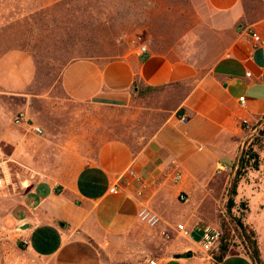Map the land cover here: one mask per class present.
Instances as JSON below:
<instances>
[{"label":"crops","instance_id":"0c3cea01","mask_svg":"<svg viewBox=\"0 0 264 264\" xmlns=\"http://www.w3.org/2000/svg\"><path fill=\"white\" fill-rule=\"evenodd\" d=\"M254 2L264 6V0ZM207 4L216 16L212 30L220 37L216 46L203 47L206 54L202 50L201 56L172 59L150 53L142 60L137 50L107 62L80 59L66 66L60 87L78 103L128 108L142 87H177L184 94L138 150L122 140L103 143L62 179L51 170L22 165L33 180L25 186L32 189L16 204L17 236L23 243L19 256L24 259L18 264H254L239 252L217 262L203 247V238L216 226L215 212L241 150L243 122L264 117V43L253 38L256 33L264 41V14L250 16L246 0ZM35 77L36 64L28 52L12 50L0 58V88L22 93ZM130 170L139 179L128 175ZM262 189L256 205L249 199L247 222L258 232L264 258ZM241 191L239 186V195ZM32 192L30 201L26 197ZM181 194L187 202L180 200ZM144 207L161 217L158 227L140 222ZM25 223L29 228L21 230ZM179 224L189 236L177 230Z\"/></svg>","mask_w":264,"mask_h":264},{"label":"rangeland","instance_id":"374dc122","mask_svg":"<svg viewBox=\"0 0 264 264\" xmlns=\"http://www.w3.org/2000/svg\"><path fill=\"white\" fill-rule=\"evenodd\" d=\"M246 1L250 16L264 14V6ZM215 17L207 0H0V58L12 50H23L36 64L35 81L28 90L11 93L0 88V149L8 160L5 187L0 190V264L24 261L19 256L23 243L17 236L16 204L33 180L25 167L51 170L54 178L62 179L93 157L103 143L122 140L138 150L155 135L184 94L177 87H142L128 108L78 103L68 99L60 87L66 66L80 59L107 62L136 52L142 45L150 53L172 59L201 56L203 47L219 44L220 36L212 30ZM20 112L28 113L43 133L16 125ZM243 128L230 181L244 155H258L260 167L249 170L241 181L232 214L227 208L228 185L215 212V229L222 232L212 250L215 257L220 256L222 245L228 254L250 256L238 219L256 231L240 205L252 198L256 205L262 198L264 117ZM35 194L26 199L31 201ZM262 225L264 235V221ZM154 249L158 251L155 245Z\"/></svg>","mask_w":264,"mask_h":264},{"label":"built area","instance_id":"2783aa9c","mask_svg":"<svg viewBox=\"0 0 264 264\" xmlns=\"http://www.w3.org/2000/svg\"><path fill=\"white\" fill-rule=\"evenodd\" d=\"M253 38H254V41L256 42V44H258V45H262L264 43L262 38L256 33L253 34ZM138 55L142 58V60L148 59V57L150 55V50H149L148 46H146V45L140 46L138 48ZM240 104H241V107H243V108L246 107L245 97L240 98ZM180 119H181V121L186 122L187 116L183 115V116H181ZM14 121H15V124L18 126L30 127L36 134H42L43 133L42 128L40 126H37L36 124H34L33 120L31 119V117L26 112L18 113V115L16 116ZM245 125L248 126L249 122L244 121L243 126H245ZM7 164H8V160L6 158V155L3 152V150L0 149V190L5 187L6 165ZM128 175H130L134 178H138L137 174L132 170L128 171ZM181 178H182L181 174L177 173L175 175L176 181H180ZM115 191H116V187H113L111 189V192H115ZM180 200L182 202H187L188 197L184 194H181ZM139 220L141 223H143V224H145L151 228L158 227L162 222L161 217L157 213H155L154 211H152L150 208H147V207L142 208L141 211L139 212ZM177 230L181 234H183L184 236H189V231L187 230V228L184 224H179L177 226ZM165 235H166V233H165ZM221 237H222V232L220 230L215 229V228H209L205 232V235L203 238V241H204L203 247L208 251H212L216 247L217 243L220 241ZM24 243L27 244V242H24ZM142 264H160V263H159V261H156V260H149V261H146Z\"/></svg>","mask_w":264,"mask_h":264},{"label":"trees","instance_id":"16d2710c","mask_svg":"<svg viewBox=\"0 0 264 264\" xmlns=\"http://www.w3.org/2000/svg\"><path fill=\"white\" fill-rule=\"evenodd\" d=\"M153 89V88H150ZM182 112V111H181ZM255 161L254 164H252L251 161ZM260 157L258 155H255V158H251L248 155H244L240 158L239 161V167L238 170L235 173L234 178L230 181L229 184V202L227 205L228 210L232 214L233 209L236 207V198L239 195V186L243 178L247 175L248 171L251 169H259L260 165ZM243 207L247 214H244V218H247L250 209L249 204L247 203H241L240 205ZM237 226L238 229L241 230L242 236L244 239V244L249 250V257L252 259L254 264H264V260L262 258V254L260 251L257 234L256 231L251 229L250 226L245 225L243 222V218H240L237 220ZM228 248L226 245H222L221 247V254L218 257H215V260L217 262L223 261V259L228 255L227 253Z\"/></svg>","mask_w":264,"mask_h":264},{"label":"water","instance_id":"95a60500","mask_svg":"<svg viewBox=\"0 0 264 264\" xmlns=\"http://www.w3.org/2000/svg\"><path fill=\"white\" fill-rule=\"evenodd\" d=\"M31 189H32V186H29L25 193H28ZM28 228H29V225L27 223H25L22 226H20L21 230H27Z\"/></svg>","mask_w":264,"mask_h":264}]
</instances>
